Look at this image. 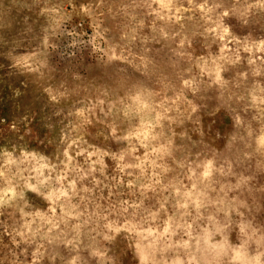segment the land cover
Listing matches in <instances>:
<instances>
[{
    "label": "rangeland",
    "instance_id": "rangeland-1",
    "mask_svg": "<svg viewBox=\"0 0 264 264\" xmlns=\"http://www.w3.org/2000/svg\"><path fill=\"white\" fill-rule=\"evenodd\" d=\"M0 264H264V0H0Z\"/></svg>",
    "mask_w": 264,
    "mask_h": 264
},
{
    "label": "trees",
    "instance_id": "trees-1",
    "mask_svg": "<svg viewBox=\"0 0 264 264\" xmlns=\"http://www.w3.org/2000/svg\"><path fill=\"white\" fill-rule=\"evenodd\" d=\"M81 27H83L82 24H81Z\"/></svg>",
    "mask_w": 264,
    "mask_h": 264
}]
</instances>
